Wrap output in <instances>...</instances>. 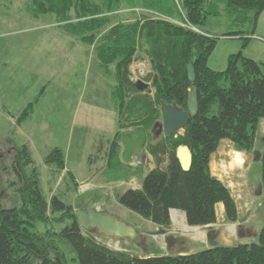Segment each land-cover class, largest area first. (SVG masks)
I'll return each mask as SVG.
<instances>
[{
  "label": "trees",
  "instance_id": "obj_1",
  "mask_svg": "<svg viewBox=\"0 0 264 264\" xmlns=\"http://www.w3.org/2000/svg\"><path fill=\"white\" fill-rule=\"evenodd\" d=\"M124 1L127 0H34L30 9L35 16L55 14L66 32L96 45L103 73L116 78L112 95L120 122L125 118L136 123L146 122L147 127L154 123L156 126L160 123L157 119H162V100L187 109L193 84L187 67L190 63L195 67L198 114L191 118L183 134L165 135L164 139L149 145L158 167L145 175L140 188L124 191L120 203L162 227L171 225L172 208L183 210L189 225L214 224L218 203H224L226 218L236 222L238 205L230 188L212 174L210 163L223 140L232 141L237 150L253 147L259 124L264 121V62L250 59L239 51L230 55L226 70L209 67V57L218 41L200 31V26L206 24L204 7L209 0L152 1V8L172 19L181 12L182 23L153 17L114 22L115 11ZM224 1L230 7L253 10L255 23L264 11V0ZM140 51L152 66L146 79L155 89L153 95L146 93L148 88L141 91L132 80L131 66ZM112 64L115 71L111 70ZM223 81L228 85L224 86ZM34 105L32 102L24 109L19 122L33 114ZM119 134L112 142L110 158L118 145ZM180 145H188L193 153L188 171L182 168L176 155ZM18 157L20 168H12L18 181L13 184L19 185L17 195L23 206H3L0 192V264H264V227L257 242L213 245L189 254L157 253L144 257L109 247L96 234L80 226L75 213L79 207L74 210L72 204L58 195L50 200L45 198L27 145L21 147ZM166 159L167 166L160 167ZM261 161L264 188V151ZM45 162L65 168L60 148H53ZM27 166H33L30 175L23 169ZM24 179L22 186L20 182ZM72 180L75 181L73 177ZM82 208H89L88 204ZM50 211L56 224L42 233L36 227L49 219ZM72 252L75 254L69 259Z\"/></svg>",
  "mask_w": 264,
  "mask_h": 264
},
{
  "label": "rangeland",
  "instance_id": "obj_2",
  "mask_svg": "<svg viewBox=\"0 0 264 264\" xmlns=\"http://www.w3.org/2000/svg\"><path fill=\"white\" fill-rule=\"evenodd\" d=\"M33 1L0 0V43L6 44L9 42L14 44L17 39L21 41L24 34L23 31L20 33L18 30H23L33 25L32 20L34 21V16L30 10ZM152 1L132 0L131 4L128 0L122 2L121 8L115 11L116 17L114 18V22L133 21L141 17H153L182 23L181 12L180 16L176 13L172 19L170 16L152 8ZM174 1L179 3L182 0ZM204 9L207 12V19L206 24L200 26V31L218 39L216 48L208 60L210 68L217 71L226 70L230 55L236 54L239 51H242L250 59L264 62V11L258 19V23H255L253 10L236 6L230 7L224 0H209L205 4ZM192 28L198 30L196 27ZM231 33L238 36H225V34ZM247 40L248 42L244 47V43ZM83 65L85 66L81 72L82 77L79 76L81 78H83L87 66L88 72L93 71L89 67V63L85 62V64H81V67ZM111 68L115 71L114 64L111 65ZM131 71L132 80L147 82L149 88L146 90V93L153 95L155 89L152 87L151 82L146 79L152 71V66L148 57L143 52H139L137 59L131 66ZM222 84L226 86L228 82L223 81ZM91 85L92 81L88 84V88L82 89L80 92L86 98L91 94ZM1 118L4 119L2 115ZM157 122H162V119H157ZM146 124V122L136 123L122 118L119 129L120 134L117 139L118 145L111 154L105 177L101 176L103 175L102 169H104L105 165H102L96 179L91 181L79 180L78 184L69 175L66 176L64 174L62 177L61 175L59 176V172L50 174V171L45 170V166L47 165L43 162V155L47 151L46 145L58 143L67 146L69 142L71 143V141L66 140V137L63 136L66 135L64 131H61L58 135L51 131H33L38 141L36 148L33 150V158L35 159V166L38 172L42 174L41 186L46 199L50 200L53 195H58L66 203L72 204L74 210L81 205L88 204L89 208L96 207L105 213L122 218L144 232L142 239L138 241L136 239L118 240L104 235H97V239L114 249L126 250L138 255H143L146 252L143 249L145 244H151V247H148V251L153 252V255H155L167 250L165 248H156V241H154L153 236L148 235L146 232H155L162 226L156 225L140 214L128 209L119 201L122 193L128 188L138 187L142 184L143 175L146 171L158 167L155 157L150 152L149 145L164 139L165 134L159 126H155V123L150 127H147ZM0 127H3L4 130L2 129V132L6 133L14 143H20L24 138L21 131L9 125L8 122L3 123ZM180 133L183 134L184 131H180ZM55 135L58 137H55ZM0 137V192L3 193L1 202L5 207H21L23 203L19 201V196L17 195L19 185L13 184V182L18 181V178L12 172V168L14 169L19 166L20 159L18 154L21 147L17 148L14 143L5 139L1 134ZM87 140L82 145L87 146V151H89L91 146L86 143ZM218 150H221L223 153L220 156L223 160L219 161L221 164L220 172L223 175L224 183L230 188L231 194L240 208L241 215L236 222H232L226 218L225 213V222H217L216 229L219 230V234L225 231V240L230 242L228 243L230 246L238 245L241 239H244L242 242H257L259 236L253 235L247 238H239L246 236L245 232L239 231L237 225L241 219L245 218V221L257 226L260 230L264 227V188L262 186L261 161L264 151V121H261L259 124L254 145L250 150H237L230 140H223ZM235 152L244 155V161L240 165L233 164L232 162ZM257 153L260 154V158L258 159L256 157ZM167 163L166 159L159 166L165 168ZM69 164L70 167L76 168H81L83 165L81 162H74L72 160H69ZM32 168L33 166H27L23 169L26 171L25 173L30 175ZM51 168L55 169V167ZM84 173L89 174L90 170H85ZM90 182L96 185L101 183L104 186L99 187L97 185L95 187L90 184L85 186L86 188L83 187L84 189L81 187ZM24 183L25 179L24 181L21 180L20 185L23 186ZM53 218H55L54 214L50 211L49 219L38 223L37 230L42 233L46 232L48 228L56 224L53 222ZM171 225L164 228L170 230ZM56 228H58V225ZM189 231L190 233H183L182 231L180 233L187 237L190 242H198L194 241L196 239L202 242L199 243L201 246L199 245L198 249H204L208 247L207 245L211 246V243L215 241L212 239L213 236L208 235L209 231L207 232L205 228L196 227ZM220 244L224 243L221 242ZM74 254L75 252L69 253L68 258L71 259Z\"/></svg>",
  "mask_w": 264,
  "mask_h": 264
},
{
  "label": "crops",
  "instance_id": "obj_3",
  "mask_svg": "<svg viewBox=\"0 0 264 264\" xmlns=\"http://www.w3.org/2000/svg\"><path fill=\"white\" fill-rule=\"evenodd\" d=\"M32 15L34 16L33 25L18 30L20 33L23 31L24 34L21 41L17 39L14 44L0 43V125L8 122L9 125L21 131L24 138L20 143H14L6 133L2 132L3 127H0V134L17 147L27 145L33 158V150L38 144L33 131H51L57 135L64 131L66 135L63 136L71 143L69 142L67 146L58 143L46 145L47 151L43 155V162L47 165L45 170L50 171V174L59 172V176L62 177L64 174L72 176L78 184L79 180L96 179L102 165H105L101 176H106L111 145L120 131L119 112L112 95L116 78L103 73L97 59L96 45L83 42L66 32L55 14L45 13L35 16L32 13ZM85 62L89 63L93 71L88 72L87 66L81 78V72L85 66L81 67V64ZM111 70L113 71V68ZM90 81H92L91 94L86 98L80 92L88 88ZM42 90L44 92L40 95ZM32 102H35L33 114L19 122L22 112ZM55 137L58 136L55 135ZM86 140V143L91 146L89 151H87V146L82 145ZM53 148L62 150L65 159L64 169L58 168L56 164L45 162V157ZM239 154L244 161V155ZM222 155L221 150L215 152L212 155L210 167L212 174L224 182L219 163L223 160L220 157ZM232 158L234 163L236 154ZM33 160L35 164V159ZM69 160L81 162L83 165L81 168L70 167ZM241 163L235 164L240 165ZM85 170H90V173L85 174ZM148 172L146 171L143 177ZM39 176L42 179L41 172ZM90 184L95 187L98 185L90 182L81 187ZM141 185L132 188H140ZM98 186L104 185L99 183ZM216 210L217 222L224 223L226 220L224 203H218ZM238 210L240 217L239 206ZM170 216L172 222L170 231L176 234L178 239L169 247L162 236L153 237L156 241V248L167 250L160 254H169V248L175 254H189L202 250L198 249L201 246L199 243L202 242L198 239L194 240L198 242H190L180 233V231L190 233L189 230L196 227L205 228L207 232L209 231L208 235L213 236L212 239L215 240L211 246L207 245L206 248L214 244L219 245L221 242L224 244L220 245L230 243L225 240V231L219 234V230L216 229L217 222L206 226L189 225L186 213L176 208L170 210ZM245 220V218L241 219L237 228L245 232L246 237L239 238L259 236L260 228ZM242 240L244 239H241L239 244L250 243L242 242ZM148 247H151V244L143 246L146 252L140 256L153 255V252L148 251Z\"/></svg>",
  "mask_w": 264,
  "mask_h": 264
},
{
  "label": "water",
  "instance_id": "obj_4",
  "mask_svg": "<svg viewBox=\"0 0 264 264\" xmlns=\"http://www.w3.org/2000/svg\"><path fill=\"white\" fill-rule=\"evenodd\" d=\"M187 69L188 78L193 83L188 93L187 109L176 103H168L165 100L161 101L162 122L156 124V126H159L165 135L184 131L191 118L196 117L199 112V91L198 87L194 84L196 81V70L192 63L188 65ZM135 85L141 91L149 88V84L143 80H137ZM176 155L182 168L188 171L193 163V153L190 147L188 145H180ZM256 157L257 159L260 158V154L257 153ZM82 206L84 205L79 206L75 213L80 226L87 232L118 240H138L144 234L139 228H136L120 217L105 213L96 207L82 208ZM146 233L153 237L161 235L169 247L178 239L176 234L164 227H160L155 232ZM169 252V254L176 255L170 248Z\"/></svg>",
  "mask_w": 264,
  "mask_h": 264
},
{
  "label": "bare ground",
  "instance_id": "obj_5",
  "mask_svg": "<svg viewBox=\"0 0 264 264\" xmlns=\"http://www.w3.org/2000/svg\"><path fill=\"white\" fill-rule=\"evenodd\" d=\"M235 154H236V158H235V161H234L233 164H235V163H241L242 162V159L240 157V154L239 153H235Z\"/></svg>",
  "mask_w": 264,
  "mask_h": 264
},
{
  "label": "flooded vegetation",
  "instance_id": "obj_6",
  "mask_svg": "<svg viewBox=\"0 0 264 264\" xmlns=\"http://www.w3.org/2000/svg\"><path fill=\"white\" fill-rule=\"evenodd\" d=\"M143 236H144V234L141 235L140 239H142ZM138 240H139V239H138ZM138 240H137V241H138Z\"/></svg>",
  "mask_w": 264,
  "mask_h": 264
},
{
  "label": "built area",
  "instance_id": "obj_7",
  "mask_svg": "<svg viewBox=\"0 0 264 264\" xmlns=\"http://www.w3.org/2000/svg\"><path fill=\"white\" fill-rule=\"evenodd\" d=\"M118 247V246H117Z\"/></svg>",
  "mask_w": 264,
  "mask_h": 264
}]
</instances>
